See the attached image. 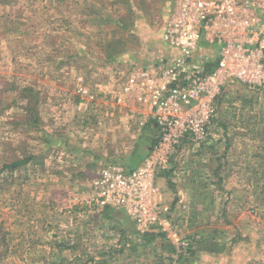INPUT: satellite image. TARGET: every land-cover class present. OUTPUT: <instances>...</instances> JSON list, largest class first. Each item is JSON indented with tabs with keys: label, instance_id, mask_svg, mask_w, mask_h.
<instances>
[{
	"label": "rangeland",
	"instance_id": "1",
	"mask_svg": "<svg viewBox=\"0 0 264 264\" xmlns=\"http://www.w3.org/2000/svg\"><path fill=\"white\" fill-rule=\"evenodd\" d=\"M4 2L0 1V83H15L21 89L31 86L40 94L39 100H44L40 125L45 131L27 135L13 130L11 123L23 116L25 102L17 97L21 89L3 96L1 108L17 102L3 112L0 109V161L12 157L19 142L26 141L29 151L41 156L38 163L45 166H29L13 177L0 173V264H33L29 250L32 213L41 215L44 208L40 205L52 199L49 205L54 202L55 208L50 212L51 226L55 227L49 236L59 230L77 231L78 221L72 226L70 219L57 216L58 210L68 209L61 208L63 204L58 206L59 197L70 191V195L88 199L97 173L114 159L122 161L132 151L136 136L145 135L147 141L156 139V132L149 126L151 118L144 116H150L148 108L123 96L122 87L131 72L168 55L162 32L172 0H139L141 9L134 8L133 16L124 0ZM96 13L100 22L95 20ZM122 18L134 22L133 33L117 29ZM54 28L59 32L55 45L51 44ZM114 30L127 38L128 56L124 53L116 61H109L103 40L110 39ZM215 57H210L213 62ZM61 61L68 64L59 67ZM84 90L89 95H84ZM220 101V110L227 109L228 113L230 152L226 156L224 147L211 150L215 146L211 140L202 158L185 154L184 163L188 164L184 174L188 179L181 182L182 172L173 179L175 186L185 189L187 185L192 200L186 203V211L176 212L177 238L159 237L149 246H135L114 255L110 263H104L99 255L98 264H175L176 253L173 256L171 248L163 245L172 244L177 252V241L193 244L204 231L206 235H220L227 251L220 255L197 251L194 257L189 253L186 258L190 260L180 264H264V88L250 90L236 84L224 91ZM218 169L220 172L215 173ZM163 177L157 176L156 185L162 193ZM37 228L44 230V224L40 222ZM25 231L28 248L21 246L18 237ZM44 234L45 230L40 237ZM138 235L136 231L134 237L139 239ZM68 238L62 240L65 246L79 244L76 238ZM73 250L78 251L75 247Z\"/></svg>",
	"mask_w": 264,
	"mask_h": 264
},
{
	"label": "built area",
	"instance_id": "2",
	"mask_svg": "<svg viewBox=\"0 0 264 264\" xmlns=\"http://www.w3.org/2000/svg\"><path fill=\"white\" fill-rule=\"evenodd\" d=\"M162 38L168 55L131 72L122 87L123 96L148 108L156 143L133 171L119 165L102 168L88 199L72 194L70 210H64L72 226L77 208H111L123 211L141 235L159 230L177 238L176 210L161 195L155 201L157 176L172 169L183 146L198 151L213 139L226 89L236 84L264 88V0H172ZM203 44L209 53L216 50V62L201 53ZM176 246L178 260L189 243L177 241Z\"/></svg>",
	"mask_w": 264,
	"mask_h": 264
},
{
	"label": "crops",
	"instance_id": "3",
	"mask_svg": "<svg viewBox=\"0 0 264 264\" xmlns=\"http://www.w3.org/2000/svg\"><path fill=\"white\" fill-rule=\"evenodd\" d=\"M201 48H202L201 53L203 52L204 54H207L210 57L216 56L215 62L218 60L219 56L217 52H215L216 50H212L213 52L209 50L211 52L209 53L206 44H203ZM221 102L223 103V101ZM226 104L228 103L226 102ZM226 110L227 109L222 108L221 112ZM225 116H226L225 119H227L228 116L227 112H225ZM149 117L151 118V120L149 121V126L152 125L153 128L156 129L155 120L151 115ZM220 118H221V114H220ZM153 131L155 132V130ZM215 132L216 134L212 137L213 138L212 142H214L215 148L213 149L212 147L211 150H216L218 148L220 149L221 147H224L226 153L225 155L228 156L230 152L231 144L227 142V139H229V141L232 140L230 129L227 130V132H225L223 129L217 130ZM139 133L140 132H138V134ZM140 136L141 134H139V136H136L138 140H133L134 147L132 151L129 154H127V156H125V158L122 161H119V159H114L112 160L113 161L112 163H109V165H119L123 167L127 172L135 170L149 154V152L146 151V149L143 150L142 147L143 144L145 146L147 142L152 141V140L147 141V139L145 140V137L141 138ZM216 137H218V139H215ZM218 142H219V146L216 148V144ZM138 146L140 149L142 148L143 152H140V154L136 155L134 152H136L135 150L136 147ZM183 147L184 148H182L183 149L182 153L180 154L181 157L180 160L175 161L173 163L172 169L170 171L161 174L164 176L162 179L164 183V188H163L164 193L160 192L159 190L161 195L160 198L162 197L163 202H165L167 205H170L174 210H176V212L182 211L181 209L178 210V208H180L182 205H184L186 209L188 208L187 202L192 200V194L187 189V185L185 186V189L180 188V186H175L174 184H176L177 182L173 178L175 177V175L182 172L181 173L182 179L180 180L181 182L186 181L188 179L186 174H184V170L186 169L185 164L186 165L188 164V161L184 163L186 161V155H189V158H192L193 156L198 157V155L199 157H201L202 153H204L205 151L204 146L202 149H199L198 151L197 150L193 151L192 148H190V146L188 145ZM226 156H224L223 159L224 161ZM172 195L174 196V198ZM71 196L72 194L70 195V191L64 192L63 196L61 195L59 197L58 206H61L63 204L61 208H65V209L68 208L70 210ZM51 200L52 199L47 200V203H45L44 205L42 204L40 205L41 208H44L43 210H41L42 211L41 215L36 217L35 214L32 213V216L30 218L31 223L34 226L33 231L31 233V240L33 238L36 239V240L33 239L32 241L30 240L32 245L29 247V250L32 252L31 256L34 258V260H32L31 262L33 264H98L97 261L101 260V258L98 257L99 255L102 257V259H104L103 260L104 263H110L113 262L112 259L114 255L123 254L125 250H132L134 249L133 248L134 246H137V244L142 245L141 244L142 235L137 231L135 224L127 217V215L123 211L112 210L111 208H106L98 212H89L87 208H83L80 210L77 208L75 209L76 212L75 216L72 217L76 219L75 221H78L77 222L78 230L77 231L74 230V232L71 233H67L66 231L59 230L57 234L55 235L53 234L54 237L53 235L49 236V233L51 232L50 230L54 231L52 227H55V226H51L54 225V223L52 222V216H50V212L52 209L55 208L54 202L52 203V205H49V202ZM40 206L34 205L36 209H39ZM64 212H65L64 209L58 210V215L57 214L56 215L57 216L64 215L63 216L65 217L64 220L67 219L69 220L70 219L69 215ZM57 221L59 220H55L54 222ZM40 222L44 224V230L46 232V234L44 235H46V237H44V235H41L40 237L41 232L44 231V230L39 231L37 228V225ZM177 223L178 221H176V224ZM136 231L139 235H141L139 239H136L134 237ZM25 234L26 231L21 232L20 236H18L19 238H21L22 247H26V243L28 241V235L26 236L27 240H25ZM68 237L76 238L79 241L78 243L81 245L79 244L73 245L70 242V245L65 246L66 244L64 242L63 244L62 240L63 241H66L67 239L69 240ZM41 247L44 249L43 251H39ZM74 247L78 249V251L73 250ZM26 248H28V246ZM62 249L63 250L65 249L63 253H62ZM39 252H41L42 256L39 254ZM177 261L175 262V264L177 263Z\"/></svg>",
	"mask_w": 264,
	"mask_h": 264
},
{
	"label": "trees",
	"instance_id": "4",
	"mask_svg": "<svg viewBox=\"0 0 264 264\" xmlns=\"http://www.w3.org/2000/svg\"><path fill=\"white\" fill-rule=\"evenodd\" d=\"M2 3H5L4 0H0ZM135 0H124V3H126L128 5V7H130L131 12H132V16L134 14V8H138L141 9V4H137L140 3L139 0H137V2L134 3ZM8 3V2H6ZM61 18V17H60ZM95 20H97L98 22H100V16L99 14L96 13L95 15ZM65 24H68V26H73L71 21H67L64 20L62 21ZM117 29L120 30L121 28H124L126 32L129 33V31H132V27L134 26V22L132 21H128V19L126 18H122V20H120L117 24ZM57 29V28H56ZM54 28V31H56V35L54 37H52L51 39V44L55 45L56 40L58 39V35L59 32L58 30H56ZM118 30V31H119ZM117 30H114L112 33V37L110 39H104V47H103V51L106 54V57L109 59V61H116L118 59L119 55H123L124 53L128 56V51H127V44L124 35H119L117 32ZM78 36L81 35V33L76 30L75 32ZM117 34L119 36H117ZM131 38H133L134 36H131L132 34H129ZM134 35V34H133ZM50 37V36H49ZM68 62L65 61H61L59 62V67H63L65 65H67ZM214 67V65L211 66L210 69H212ZM21 88H19L17 86V84L15 83H8V82H4V83H0V109L1 112H3L5 109H9L11 107H13L14 105H16L15 100H13L11 103L9 104H5L6 107L5 108H1V105H3L2 101H3V96L5 95H9L10 93L14 92L15 90H20ZM39 95V96H38ZM19 101H23L25 102V105H23V109H24V113L22 114L23 116L17 118L15 121H13L11 124L13 126V130L19 132V133H24L27 135H30L29 133L35 131V132H40V131H45L42 130L44 127H42L40 125L41 123V114H40V107L44 104V100L41 102L39 100L40 94L37 93V91L32 88L31 86H23L22 89L18 92V96ZM220 104L223 105V103L220 101ZM221 106V105H220ZM232 107V106H231ZM225 112L227 111H222L220 110V114H221V118H218L217 120V128L223 129L225 132H227V130H229V122L227 121V119H225ZM264 121V120H263ZM262 121V122H263ZM41 126V127H40ZM152 130L156 129L153 128L152 125H150ZM29 137V136H28ZM145 137V135H141L140 136ZM226 138V136H225ZM34 139V138H32ZM227 142H229L231 144V141H229V139H227ZM156 143V139L152 140L151 142H147L146 145L144 146L143 144V150L146 149V151L150 152L151 149L153 148L154 144ZM141 147V146H140ZM214 146H211V148ZM206 148V145L204 146V149ZM142 148L140 149L139 146L136 147V152H134L136 155L140 154V152H143ZM13 156L12 157H7L5 156V158H2V161H0L1 164V169H0V173H9L11 175V177L14 176V174H16L18 171L22 170V169H27L29 166H40L41 168H44V164L43 163H38L41 156H35L34 154H32V152L29 151V146L26 144V141H20L19 145L16 147V149H13L12 151ZM43 159V157H42ZM221 159H219L220 161ZM221 170V169H220ZM220 170H216L215 173H219ZM225 178L220 177V181H224ZM221 234V231L218 230L217 234ZM207 232H201L200 235H198V240L196 238L195 241H193V244H189V248L187 250V254L186 255H181L180 258L178 259L176 264H180L181 261L184 260V262H188L190 259L187 260V255L190 253L191 256H195L197 254V251H203L204 253L208 254V255H220L223 254L227 251V244L222 242V237L219 235H213L215 234L210 233L211 235H206ZM162 237V238H166V234L165 233H160V234H156L154 232H149L146 233L144 235H142V245L137 244V247H141V246H149L151 244H153L154 242L156 243V239ZM167 239V238H166ZM196 243V245H195ZM163 245V244H162ZM134 249L136 248L135 246L133 247ZM163 248H171L170 251L172 254H175V247L170 244V245H163Z\"/></svg>",
	"mask_w": 264,
	"mask_h": 264
}]
</instances>
